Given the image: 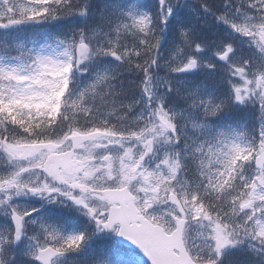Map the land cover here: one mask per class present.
Returning a JSON list of instances; mask_svg holds the SVG:
<instances>
[{
    "label": "snow or ice",
    "instance_id": "1",
    "mask_svg": "<svg viewBox=\"0 0 264 264\" xmlns=\"http://www.w3.org/2000/svg\"><path fill=\"white\" fill-rule=\"evenodd\" d=\"M0 264H264V0H0Z\"/></svg>",
    "mask_w": 264,
    "mask_h": 264
},
{
    "label": "water",
    "instance_id": "2",
    "mask_svg": "<svg viewBox=\"0 0 264 264\" xmlns=\"http://www.w3.org/2000/svg\"><path fill=\"white\" fill-rule=\"evenodd\" d=\"M117 239H121V238H117ZM124 244L126 247H133L134 248V246L130 245L128 242H124ZM136 251L138 252L139 250L137 249Z\"/></svg>",
    "mask_w": 264,
    "mask_h": 264
},
{
    "label": "rangeland",
    "instance_id": "3",
    "mask_svg": "<svg viewBox=\"0 0 264 264\" xmlns=\"http://www.w3.org/2000/svg\"><path fill=\"white\" fill-rule=\"evenodd\" d=\"M42 42V41H41Z\"/></svg>",
    "mask_w": 264,
    "mask_h": 264
}]
</instances>
